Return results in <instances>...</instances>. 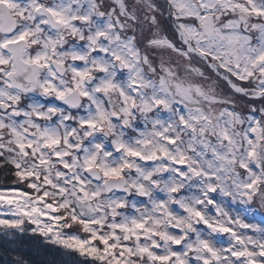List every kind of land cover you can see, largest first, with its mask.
I'll list each match as a JSON object with an SVG mask.
<instances>
[{
    "label": "clouds",
    "instance_id": "9594fccd",
    "mask_svg": "<svg viewBox=\"0 0 264 264\" xmlns=\"http://www.w3.org/2000/svg\"><path fill=\"white\" fill-rule=\"evenodd\" d=\"M0 264H264V0H0Z\"/></svg>",
    "mask_w": 264,
    "mask_h": 264
}]
</instances>
